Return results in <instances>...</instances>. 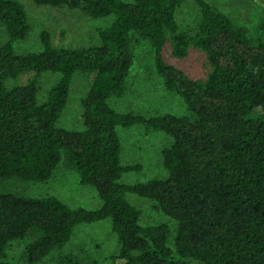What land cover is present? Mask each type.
I'll list each match as a JSON object with an SVG mask.
<instances>
[{
	"label": "trees",
	"instance_id": "1",
	"mask_svg": "<svg viewBox=\"0 0 264 264\" xmlns=\"http://www.w3.org/2000/svg\"><path fill=\"white\" fill-rule=\"evenodd\" d=\"M37 5L77 10L99 19L113 16L98 32L100 44L55 48L42 31V51L17 54L13 43L27 38L31 26L16 0H0V181L11 178L47 182L63 161L79 184L95 189L101 206L71 209L56 197L33 198L0 193V264L10 242H24L23 258L38 264L62 249L74 228L110 220L119 248L111 264H264V15L254 37L205 0L193 35L181 33L176 14L187 0H30ZM154 48V65L167 91L178 95L189 116L144 117L118 113L108 104L125 91L133 64L130 35ZM183 59L190 47L210 67L205 81L189 78L167 64L162 50ZM26 72L60 75L43 103L35 78L5 86ZM94 74L81 100L82 131L56 126L66 106L72 76ZM141 125L172 138L161 151L164 179L123 185L124 173L140 165L120 164L117 127ZM126 193L157 203L177 223L175 253L167 246L168 225L141 226L140 211ZM63 264H80L73 255ZM17 264V263H16Z\"/></svg>",
	"mask_w": 264,
	"mask_h": 264
},
{
	"label": "rangeland",
	"instance_id": "2",
	"mask_svg": "<svg viewBox=\"0 0 264 264\" xmlns=\"http://www.w3.org/2000/svg\"><path fill=\"white\" fill-rule=\"evenodd\" d=\"M25 9L31 31L26 39L13 43L17 54L42 51L40 34L46 31L50 43L55 48H85L98 46V32L110 27L113 16L93 19L77 10L53 8L37 5L30 0H16ZM129 1V0H124ZM212 7L224 13L237 25L245 27L250 37H254L260 17L264 15V0H205ZM198 6L191 0L184 2L177 10L176 23L179 32L193 35L199 24ZM8 40L4 27L0 28V46ZM130 48L133 53V64L125 82V91L120 98H111L109 106L118 113H132L144 117L173 115L189 116L182 99L173 92L167 91L162 79L158 76L154 65V48L151 44L135 34L130 35ZM167 64L183 71L194 81H205L210 67L205 55L190 47L183 59L172 56L169 42L162 50ZM60 75L44 72L36 74L26 72L16 80L8 79L5 86L25 85L35 78L38 92L37 102L43 103L49 90L55 85ZM94 74L76 72L71 79L69 95L56 126L68 131H82L83 108L81 100L89 92ZM116 133L120 143V164L122 166L140 165V171L124 173L119 179L123 185L145 183L152 179H164L167 171L162 165L161 151L172 144V138L162 132L145 130L141 125L129 128L117 127ZM0 193H10L33 198L56 197L71 209L83 208L96 210L101 201L94 188L79 184L75 172L65 169L63 161L54 170L51 178L45 183L22 181L11 178L0 181ZM126 200L140 211L141 226L164 223L168 225L170 234L167 246L173 251V259L178 256L174 252V239L177 223L164 215L157 203L148 199L126 193ZM24 242H10L5 248L4 262L11 264H27L23 258ZM117 237L111 231L110 220L93 224H80L72 232L69 242L60 250L52 251L38 264H63L62 256L73 255L80 264H111V257L118 252ZM187 264H201L187 260Z\"/></svg>",
	"mask_w": 264,
	"mask_h": 264
}]
</instances>
